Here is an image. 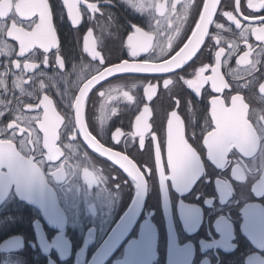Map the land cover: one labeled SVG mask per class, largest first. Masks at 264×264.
Segmentation results:
<instances>
[{
  "label": "flooded vegetation",
  "instance_id": "obj_1",
  "mask_svg": "<svg viewBox=\"0 0 264 264\" xmlns=\"http://www.w3.org/2000/svg\"><path fill=\"white\" fill-rule=\"evenodd\" d=\"M86 2L98 3L103 15L98 13L93 19L89 18L86 3H82V22L74 28L61 0H49L57 29L59 55L66 62L65 71H71V66L81 61L99 65L98 60L91 61L83 52V38L90 28L98 42L97 51L106 62H118V57L131 59L126 55L127 37L133 26L147 31L148 18L128 7L123 0ZM148 2L165 4L167 15L172 0ZM223 2L231 4L234 0ZM246 3L247 0H241L242 7L246 8ZM223 22L228 25L226 20ZM4 41L14 51L11 55H0V71L17 58L15 53L19 48L18 43L9 37H4ZM250 42L255 43L254 39ZM244 50L241 42L240 50L226 67L221 68L227 81L232 82L226 75L228 68L237 67L236 60ZM49 56L53 58L52 53ZM213 61L214 56L204 58L203 62ZM45 71L54 76L56 68L50 64ZM70 80L74 81L75 76ZM109 82L129 91L134 100L127 101L120 92L113 93V99L100 97L98 92L95 96L89 94L93 103L86 105L85 121L90 133L103 146L130 154L139 166L154 162L155 143L163 142L162 160L166 162L167 120L171 111H177L185 126V139L193 146L202 147L201 130L207 116V99L203 95L195 97L182 84L170 86L172 91L169 92L163 89L161 82L152 101H148L140 86L146 82L142 79H121L118 76L102 83L107 87ZM134 84L136 88L132 87ZM59 87L64 89L62 83ZM205 87L210 91L208 86ZM68 91L69 95L78 94L71 86ZM228 91L230 89L225 93ZM43 94L53 99L59 113L66 111L54 88H46L41 98ZM176 99H180V105H176ZM102 103L106 105L107 115L103 135L99 123ZM145 104L151 110V129L145 139V149H139L138 137L125 148V140L130 139L128 134L135 131V117ZM112 108L116 109L115 115H111ZM257 115H260L259 107ZM117 129L125 134L120 144L112 141ZM37 132L42 147L43 133L38 129ZM193 133L195 137H201L198 145L194 143ZM151 135L157 140L153 142L150 156L147 149ZM69 143L73 145L71 150L63 146ZM57 146L64 155L56 161L46 162L41 168L43 182L34 188L0 181V264H88L134 198L135 181L95 153L82 137L71 141L68 136H61ZM60 165H64L66 176L57 180L50 175V168ZM236 168L242 169L239 175L234 174ZM85 169L97 176L96 184L86 182ZM196 176L198 178L194 181L192 178ZM170 177V171L163 182L158 172L145 177L147 198L142 213L120 244L118 254L106 264H113L117 259L123 261L129 243L134 247V264H264V142L255 155L246 157L237 152L227 164L218 163L205 149L204 153L198 154L195 169L186 180L177 181Z\"/></svg>",
  "mask_w": 264,
  "mask_h": 264
},
{
  "label": "snow or ice",
  "instance_id": "obj_2",
  "mask_svg": "<svg viewBox=\"0 0 264 264\" xmlns=\"http://www.w3.org/2000/svg\"><path fill=\"white\" fill-rule=\"evenodd\" d=\"M62 2L74 28L82 22V3H86L89 18L93 19L98 13L103 15L96 2ZM123 2L148 18L147 31L133 26L127 37L126 55L131 59L118 57V62H106L97 51L98 42L90 28L83 38V52L91 61L98 60L99 65L81 61L73 64L71 71H65L66 62L59 55L57 29L49 0H0V55H11L14 51L4 37L11 38L19 46L15 53L17 58L0 71V181L15 182L29 189L42 183L41 168L46 162L56 161L64 155L57 146V141L64 135L71 141L82 137L89 148L118 165L138 182V186H143L145 177L157 172L161 182L168 178L169 171L171 179L186 180L195 169L198 154L204 153L205 149L221 164H227L234 153L248 157L259 150L264 142V0H247L246 8L242 7L241 0L231 4L223 0H172L167 15L165 4H152L148 0ZM155 14L164 19H158ZM224 20L228 22L227 26ZM210 28L214 30L210 31ZM252 39L255 43L250 42ZM241 42L246 50L236 60L237 67L228 68L226 75L232 81L229 82L221 68L226 67L240 50ZM212 56L213 62H203L204 58L211 59ZM50 64L56 68L54 76L45 71ZM117 74H129L119 77L121 79L146 81L140 86L148 101H152L161 82L163 89L169 92L172 91L170 86L182 84L195 97L203 95L207 99V116L201 130L202 147L193 146L185 139V126L177 111H171L167 120L166 162L162 160L163 142L155 143L154 162L139 166L130 154L114 151L98 142L85 122L86 105L93 103L89 94L95 96L98 92L100 97L113 99V93L120 92L127 101L134 100L133 95L119 85L109 82L105 87L102 83ZM131 74L151 75L137 77ZM72 76H75L74 81L70 80ZM61 83L63 90L59 87ZM69 86L78 94L69 95ZM49 87L61 97L65 112L57 111L48 94L41 98ZM226 89L230 91L225 93ZM175 103L180 105V99ZM100 109V134L103 135L106 105L102 103ZM115 114L116 109L112 108L111 115ZM150 116L151 110L145 104L135 117V131L128 134L130 139L125 140V148L138 137L139 149H145V139L151 129ZM37 129L43 133L42 147ZM124 135L117 129L112 141L120 144ZM200 139L195 137L194 143L198 145ZM156 140L157 137L151 135L147 149L150 156ZM63 146L73 148L71 143ZM50 169V175L55 179L65 178L64 165ZM241 172V168H236L234 174ZM84 175L88 184L98 182L97 176L87 169Z\"/></svg>",
  "mask_w": 264,
  "mask_h": 264
},
{
  "label": "water",
  "instance_id": "obj_3",
  "mask_svg": "<svg viewBox=\"0 0 264 264\" xmlns=\"http://www.w3.org/2000/svg\"><path fill=\"white\" fill-rule=\"evenodd\" d=\"M62 5H63V2H62ZM65 11H66V9H65ZM85 54L87 55V53H85ZM128 75L129 74H117V76H115V77L128 76ZM131 75L150 76L151 74H131ZM111 78H114V77H110V78H108V80ZM103 158L107 159L106 157H103ZM109 162H111V161H109ZM111 163L114 164L113 162H111ZM115 166H117L119 168L118 165H115ZM129 177L133 181H135V185H136V192H135L134 199L132 200V202L130 203L127 210L124 212V214L118 220V222L114 225L112 230L109 232V234L107 235V237L105 238V240L101 244L100 247L101 248L103 247V249H104L103 255L99 257L98 252H96V254L92 258V260L89 262V264H104V262L107 261V258L111 256L112 251L126 239L128 234L131 232L133 226L137 222L140 214L142 213V210H143V207L145 204V200H146V193H147L145 180H144L143 186H138V182L136 180H134L131 176H129ZM197 178H198V176L194 177V180H196ZM133 249H134L133 244L129 243V245L127 247V254H128L127 261H129L130 258L132 257ZM114 264H117V263L115 262Z\"/></svg>",
  "mask_w": 264,
  "mask_h": 264
},
{
  "label": "bare ground",
  "instance_id": "obj_4",
  "mask_svg": "<svg viewBox=\"0 0 264 264\" xmlns=\"http://www.w3.org/2000/svg\"><path fill=\"white\" fill-rule=\"evenodd\" d=\"M135 76V75H134ZM86 122V121H85ZM114 165V164H113ZM117 167V166H116ZM123 170V169H122ZM124 171V170H123ZM124 173L125 174H127L125 171H124ZM128 175V174H127ZM129 176V175H128ZM145 183H146V181H145ZM146 190H147V184H146ZM135 196V195H134ZM146 198H147V193H146ZM134 199V198H133ZM145 202H146V200H145ZM141 215V214H140ZM62 217V216H61ZM140 217V216H139ZM121 218V217H120ZM139 219V218H138ZM118 222V221H117ZM129 235V234H128ZM103 243V242H102ZM101 243V244H102ZM101 244L98 246V248L96 249V251H95V253H94V255L96 254V252H98V256L100 257V256H102L103 255V253H104V249H103V247L101 248L100 246H101ZM6 244L4 243V245L3 246H5ZM120 246V245H119ZM119 246H117L113 251H112V254H111V256L110 257H108L107 258V261L106 262H104V264H106L107 262H108V260H110V258L113 256V257H115L117 254H118V250H119ZM94 255L92 256V258L94 257ZM92 258H91V260H92ZM127 259H128V254H127V252H125L124 253V258H123V261H119V259H117V260H115V262L118 264H134L133 263V256L130 258V260L129 261H127ZM90 260V261H91ZM89 261V262H90ZM115 262H113V264L115 263ZM89 264V263H88Z\"/></svg>",
  "mask_w": 264,
  "mask_h": 264
}]
</instances>
